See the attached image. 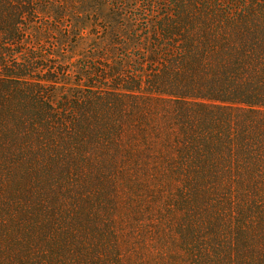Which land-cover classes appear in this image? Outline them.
I'll return each instance as SVG.
<instances>
[{
	"label": "trees",
	"instance_id": "trees-1",
	"mask_svg": "<svg viewBox=\"0 0 264 264\" xmlns=\"http://www.w3.org/2000/svg\"><path fill=\"white\" fill-rule=\"evenodd\" d=\"M0 264H264V0H0Z\"/></svg>",
	"mask_w": 264,
	"mask_h": 264
},
{
	"label": "rangeland",
	"instance_id": "rangeland-1",
	"mask_svg": "<svg viewBox=\"0 0 264 264\" xmlns=\"http://www.w3.org/2000/svg\"><path fill=\"white\" fill-rule=\"evenodd\" d=\"M149 226H150L149 224H146V227H147V228H149Z\"/></svg>",
	"mask_w": 264,
	"mask_h": 264
}]
</instances>
